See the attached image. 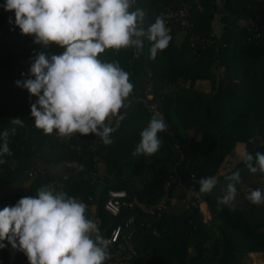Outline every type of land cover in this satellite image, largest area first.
Instances as JSON below:
<instances>
[{
	"label": "trees",
	"instance_id": "16d2710c",
	"mask_svg": "<svg viewBox=\"0 0 264 264\" xmlns=\"http://www.w3.org/2000/svg\"><path fill=\"white\" fill-rule=\"evenodd\" d=\"M139 1L148 23L172 5L190 9L192 26L172 25L169 46L155 59L147 39L136 55L131 48L99 54L103 62H119L133 83L129 106L121 110L127 116L112 133L113 143L105 145L94 134L68 139L35 127L31 103L36 97L16 81L34 79L29 69L36 53L50 57L63 49L42 48L33 36L21 34L9 22L14 11H5L6 0H0V131L13 127L12 118L24 121L10 138L12 154L0 157L5 161L0 164V210L47 186L84 202L89 219L93 206L92 217L105 238L132 215L135 253L129 264H250L248 253L264 252V205L244 197L230 210L218 202L226 176L236 169L208 194L199 192L192 176L214 177L238 143L253 156L264 154L255 140L264 139V0ZM203 81L208 90L196 88ZM151 105L168 126L158 134L161 148L152 156L134 155L141 131L156 114ZM239 172L245 183V171ZM259 177L264 184V174ZM24 182L29 185L23 187ZM111 189L124 190L133 208L109 214L104 203ZM191 190L206 203L208 219ZM164 197L165 210L151 213L149 208ZM0 243L7 246L0 248L2 264H29L7 240Z\"/></svg>",
	"mask_w": 264,
	"mask_h": 264
},
{
	"label": "clouds",
	"instance_id": "9594fccd",
	"mask_svg": "<svg viewBox=\"0 0 264 264\" xmlns=\"http://www.w3.org/2000/svg\"><path fill=\"white\" fill-rule=\"evenodd\" d=\"M135 4L136 0H6L5 11L15 13V20L10 17L9 22L21 34L33 36L42 48L55 45L63 49L50 57L43 51L36 53L29 69L34 79L16 81L30 97H36L31 103L36 128L68 139L76 133L94 134L105 145L113 143L112 133L127 116L121 110L129 106L126 101L133 83L119 62H103L99 54L107 49H142L141 38L146 37L151 42L150 58L155 59L172 39L163 15L145 30L146 13ZM10 123L13 127L0 131V157L12 154L10 138L16 126L24 127L19 117ZM167 127L158 113L153 114L133 154L155 155L162 145L158 134ZM242 161L250 173L264 174V154L253 156L245 151ZM4 162L0 158V164ZM192 180L202 194L211 193L218 183L212 176L197 179L193 175ZM226 180L218 202L234 210L237 185L243 186L240 172H232ZM245 199L264 205V190L249 189ZM86 211L84 202L43 186L35 196L26 195L0 210V242L7 240L22 251L29 264H105L110 242Z\"/></svg>",
	"mask_w": 264,
	"mask_h": 264
},
{
	"label": "built area",
	"instance_id": "2783aa9c",
	"mask_svg": "<svg viewBox=\"0 0 264 264\" xmlns=\"http://www.w3.org/2000/svg\"><path fill=\"white\" fill-rule=\"evenodd\" d=\"M135 7H138L140 9H146L144 8L139 0H136ZM145 12V10H144ZM156 14L163 15L166 20V24L169 28H171L172 25L177 26L181 28L182 30H186L191 28L192 22L189 19L190 16V9L183 7L181 9L175 10L172 5H169L166 7V10L158 11ZM157 15V16H158ZM143 21L142 27L145 28V30L149 27L150 24L155 22V17H151L152 21L151 23H148L150 21V17L148 19H145ZM141 39L146 40V37H142ZM134 55L138 54L141 49H137L135 47L131 48ZM149 110L154 111L156 114L158 113L154 106H149ZM159 114V113H158ZM255 140L264 149V139L261 138L259 135L255 137ZM29 176H32V173H29ZM167 187V186H166ZM191 194L194 196V198L198 201L199 206L202 204L200 201V196L195 191H190ZM166 200L167 197H164L162 200H160L156 205H152L149 210L151 213H155L157 215H160L161 212H163L166 208ZM135 204L134 200H128L127 193L124 190H114L111 189L108 191V197L105 200L104 203V209L111 215L116 216L120 213L121 208L128 207L133 208V205ZM134 217L131 215L129 216L123 224L117 225L115 228H113L109 234V236L106 238L110 242V247L108 249L110 253V258L105 261V264H129L131 258L133 257L134 248L131 243V234H132V223H133ZM7 249V246H6ZM0 264H2L0 262Z\"/></svg>",
	"mask_w": 264,
	"mask_h": 264
},
{
	"label": "crops",
	"instance_id": "0c3cea01",
	"mask_svg": "<svg viewBox=\"0 0 264 264\" xmlns=\"http://www.w3.org/2000/svg\"><path fill=\"white\" fill-rule=\"evenodd\" d=\"M246 151L245 144L243 143H238L235 148L225 157L223 160L221 166L219 167L216 175L214 176L217 178L218 181L223 180L225 175L230 174L234 169L244 172L247 175V180L245 183H243V186L241 187V190L239 191V195L237 196L236 200L240 203L244 200L245 193L249 189H256L260 188L264 190V184L262 183L259 173L252 174L248 170L246 171L245 167L243 166V153ZM223 176V177H222ZM28 182H24L22 184L23 187L28 186ZM201 207V212L203 214V219L206 220L209 218V214L207 212V207L206 203L202 202ZM91 212V217H92V212ZM204 212V213H203ZM90 217V219H91ZM93 218V217H92ZM94 222L98 224V221L93 219ZM248 261L250 264H264V252H251L248 253L247 255Z\"/></svg>",
	"mask_w": 264,
	"mask_h": 264
},
{
	"label": "rangeland",
	"instance_id": "374dc122",
	"mask_svg": "<svg viewBox=\"0 0 264 264\" xmlns=\"http://www.w3.org/2000/svg\"><path fill=\"white\" fill-rule=\"evenodd\" d=\"M196 88L197 89H200V90H208L209 89V86H208L207 81H203L201 83H198ZM148 98H150V96H148ZM199 208H200V210L203 209V207H201V205L199 206ZM92 210H93V206L90 207V211H92ZM93 219H95V218L94 217L93 218L91 217V220H93Z\"/></svg>",
	"mask_w": 264,
	"mask_h": 264
}]
</instances>
